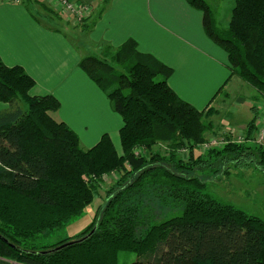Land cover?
<instances>
[{
	"label": "trees",
	"instance_id": "trees-1",
	"mask_svg": "<svg viewBox=\"0 0 264 264\" xmlns=\"http://www.w3.org/2000/svg\"><path fill=\"white\" fill-rule=\"evenodd\" d=\"M187 1L203 13L207 36L227 53L231 77L264 96V0H233L224 31L205 0ZM79 68L123 120L121 155L108 134L83 150L78 135L52 116L61 108L59 100L31 96L35 80L0 58V102L11 108L0 113V259L118 264L119 254L129 253L138 257L131 264H264V220L206 194L200 176L229 180L230 167L247 165L264 173L263 146L244 143L256 141L258 109L243 143L208 150L207 161L199 149L209 107L199 112L181 100L168 85L172 68L140 53L135 41L85 57ZM159 143L169 144V155L153 151ZM181 151L188 157H179ZM215 159L225 169L217 171ZM118 171V187L78 238L49 248L29 245L80 217L99 193L102 177ZM157 204L180 215L155 224ZM73 241L78 243L46 253Z\"/></svg>",
	"mask_w": 264,
	"mask_h": 264
},
{
	"label": "crops",
	"instance_id": "crops-1",
	"mask_svg": "<svg viewBox=\"0 0 264 264\" xmlns=\"http://www.w3.org/2000/svg\"><path fill=\"white\" fill-rule=\"evenodd\" d=\"M44 1L55 9L51 0ZM71 1L91 8L82 29L62 12H58L60 20L45 17L50 13L41 12L35 0L0 3V58L8 67H22L35 80L31 96L52 95L59 100L61 108L52 116L78 135L83 150L96 146L105 134L116 146L123 120L79 63L91 56L93 49L103 55L108 47L116 51L130 40L136 42L140 53L172 68L169 87L199 112L213 104L222 105L221 95L226 92L231 99L227 107L233 112L228 114L227 107L219 111L216 127L247 133L255 112L248 107L249 99L236 89L244 84L231 77L227 53L207 36L203 13L187 0ZM229 2L223 10L228 20L234 7L233 0ZM214 18L217 21L218 13ZM78 35L84 40L75 43ZM9 110L8 104L0 102V113ZM0 264L15 263L0 259Z\"/></svg>",
	"mask_w": 264,
	"mask_h": 264
},
{
	"label": "rangeland",
	"instance_id": "rangeland-1",
	"mask_svg": "<svg viewBox=\"0 0 264 264\" xmlns=\"http://www.w3.org/2000/svg\"><path fill=\"white\" fill-rule=\"evenodd\" d=\"M38 1V4L42 10L46 13L49 19L51 20H60L58 12L65 13L66 16H70L72 19V24H75L77 28L82 29V25L86 26V22L89 21V15L91 14V8L89 5H86L84 3H81L79 1H71V0H51V3H53L55 9H53L50 4L45 2L44 0H35ZM206 1V0H205ZM230 0H207L206 2L210 3L211 9L213 13L217 14L219 18L216 21L215 18V25L218 30L224 31L227 29L229 25L228 14H223L224 8L229 7ZM66 2V3H65ZM234 3V2H233ZM74 6L70 9L68 6ZM46 9V10H45ZM52 9V11L49 10ZM58 9V10H56ZM82 9V10H81ZM76 11V12H75ZM84 14V18L82 20H78L79 16L76 15L78 13ZM223 16L225 17L226 21L223 19ZM231 16V15H230ZM78 18V19H77ZM93 19V18H92ZM77 21V23L75 22ZM228 20V22H227ZM85 23V24H84ZM69 35H72L69 33ZM76 42L77 40H84L82 36L75 37ZM90 47V46H89ZM91 56H101L102 54L100 51H95L94 49L91 51ZM116 67V66H115ZM240 84H244V86L241 88V86L237 85V90H241V97L242 98H248L249 108L258 109V122H257V128L258 131L264 128V96L261 93H258L252 86H250L248 83L244 82L243 80H240ZM224 92V91H223ZM226 92L222 93L221 99L222 105L216 106L213 104V106L209 107L203 117V125L205 126L206 132L204 134L205 142L203 145L209 143V141L216 142V143H223V145H226L228 142L233 143H243L244 139L247 137L246 134H243L242 132H231L227 128H219L216 127V118L219 116L222 109L226 108L230 103L231 99H229L228 95L225 94ZM17 106L21 108L24 112L28 110L27 105L23 103L22 101L17 102ZM233 112V109L231 110L229 107H227V113L231 114ZM251 110L247 109L246 114H249ZM226 113H222V115ZM120 117V116H119ZM264 130V129H263ZM261 130V132L263 131ZM254 134L253 139L260 133V131ZM246 132V130L244 131ZM242 133V134H240ZM240 143V144H241ZM248 145H255L258 143L259 145H262L264 148V143H261L258 140L254 141V144L251 142H244ZM115 146L118 153L121 155V146L120 142L118 141ZM257 144V145H258ZM202 147H200V151H202V154H204V157L207 161L209 159L207 158V152L208 150H205ZM216 149H221L219 147H216ZM153 151H158L163 157L169 155L170 147L167 143H159L157 146L153 148ZM144 154V155H148ZM189 155L188 152L181 151L178 156L187 158ZM213 166L215 165L217 171L221 169H225L224 166L219 165V160L215 159V162ZM231 175L229 180H226L225 178L219 179L218 176L216 177L213 173H203L201 174V179L206 181V188L205 192L206 194L213 196L215 199H218L224 203L233 205L237 207L238 209H241L245 211L246 213L257 216L264 220V173L256 169L255 165L248 166L246 168H231ZM220 172V171H219ZM123 176L122 172H115L112 174H106L102 177L101 185L99 193L96 195L94 201L90 206H88L84 213L77 218H73L69 221L67 225H65L64 228L61 230L55 231L49 236H42L36 241L35 243H29L31 247H35L36 249L41 248H49L52 247L58 243H62L63 241H66L67 239H75L78 238L84 230L89 227L92 222L95 219V216L99 209L103 208L105 205V202L108 198V196L111 194V191H114L118 186V182ZM155 212L154 215L156 216L154 222L160 223L165 220L171 219L173 217H176L180 215V210H172L170 208H164L161 205L157 204L154 206ZM143 230L142 232H144ZM137 256L135 254H129V253H120L119 254V260L118 264H131L133 262L137 261Z\"/></svg>",
	"mask_w": 264,
	"mask_h": 264
},
{
	"label": "built area",
	"instance_id": "built-area-1",
	"mask_svg": "<svg viewBox=\"0 0 264 264\" xmlns=\"http://www.w3.org/2000/svg\"><path fill=\"white\" fill-rule=\"evenodd\" d=\"M3 2H9V3H12V4H21L22 3V0H0V3H3ZM66 3V2H65ZM71 7H74V6H68V8L70 9ZM82 10V9H81ZM76 12V11H75ZM76 15H78L79 17V19L78 20H82L83 18H84V14H81L80 12L78 13V14H76ZM264 129V128H263ZM263 129H261V130H263ZM261 130H259L260 131V133L256 136V140H258L259 139V141L261 142V143H264V130L261 132ZM242 141H240L239 143H241ZM222 144L223 143H216V142H212V141H209V143H207V144H205V145H203V148L205 149V150H208L207 148L209 147V149H216V147H219V148H222L223 146H222ZM227 144V143H226Z\"/></svg>",
	"mask_w": 264,
	"mask_h": 264
},
{
	"label": "water",
	"instance_id": "water-1",
	"mask_svg": "<svg viewBox=\"0 0 264 264\" xmlns=\"http://www.w3.org/2000/svg\"><path fill=\"white\" fill-rule=\"evenodd\" d=\"M77 243H78V241H73V242H70V243L64 244V245H62V246H60V247H57L56 249H52V250H50V251H47L46 253H49V252H56V251H59V250L65 248V247L69 246V245H73V244H77Z\"/></svg>",
	"mask_w": 264,
	"mask_h": 264
}]
</instances>
